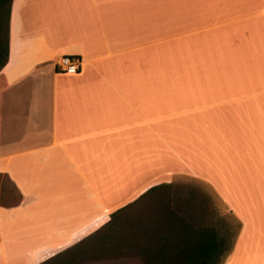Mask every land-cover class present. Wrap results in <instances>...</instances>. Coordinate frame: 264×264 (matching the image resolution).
Returning <instances> with one entry per match:
<instances>
[{
    "label": "crops",
    "instance_id": "obj_1",
    "mask_svg": "<svg viewBox=\"0 0 264 264\" xmlns=\"http://www.w3.org/2000/svg\"><path fill=\"white\" fill-rule=\"evenodd\" d=\"M0 174L20 194L0 264L43 262L177 176L241 222L222 264H264V0H11Z\"/></svg>",
    "mask_w": 264,
    "mask_h": 264
},
{
    "label": "trees",
    "instance_id": "obj_2",
    "mask_svg": "<svg viewBox=\"0 0 264 264\" xmlns=\"http://www.w3.org/2000/svg\"><path fill=\"white\" fill-rule=\"evenodd\" d=\"M6 3L7 9L3 10L6 35L0 34V70L8 57L7 21L11 2L0 0V11ZM171 187L166 183L150 187L111 212L108 221L91 234L38 264H75L86 250L105 249L115 236L111 231L120 226L122 220L135 219L136 215L135 224H139L131 227L128 234H120L119 241L124 239L138 247L147 264H222L233 248L241 222L229 208L233 222L219 217L211 195L205 190L197 187L171 190ZM10 199L13 201L10 203L18 202L14 201L15 196ZM139 206L141 210L131 215ZM113 242L117 244L116 240Z\"/></svg>",
    "mask_w": 264,
    "mask_h": 264
},
{
    "label": "rangeland",
    "instance_id": "obj_3",
    "mask_svg": "<svg viewBox=\"0 0 264 264\" xmlns=\"http://www.w3.org/2000/svg\"><path fill=\"white\" fill-rule=\"evenodd\" d=\"M7 6L8 4L6 3L2 11H0V34L3 37H5L6 35V27H5L6 24L4 23L5 15L3 13V10H5V8L7 9ZM174 183L175 184H173L174 186L171 187V190L175 188L180 190H187L191 187L194 189L195 187H197L202 190H205L206 192H208L209 195H211L213 204L218 209V216L224 218V220L226 221H231V222L234 221V218L230 215L228 211L227 205H225V203L222 201L219 195L212 189V187L207 182L195 177L177 176ZM12 196L13 197L15 196L14 199L15 202L18 201L19 195L17 190H15L14 188L12 189V191L8 189L6 177L1 176L0 202L6 204L8 202H13L12 200L8 199L9 197ZM137 210L138 211L141 210V206L133 210V212H131V215L136 214ZM136 219H138L137 215L135 219L126 218L122 220L121 225L116 227L115 230L113 229V231H111L112 236L113 234L115 236L112 237L111 239L112 241L109 240L110 242H107V244L105 245L106 247L105 249H102L101 251H99L100 249L99 250L95 249L93 252L90 250H86L85 252H83L84 254L81 257H78L77 262L75 264H147L138 247L129 244V242H126V240L124 239L122 241H119L122 239V237L119 236L120 234L123 233L128 234L130 232L131 227H135L137 224H139L138 222H136L135 224ZM113 240H116L117 244L113 242ZM96 244H99V241H97ZM87 246L89 247L90 245L87 244Z\"/></svg>",
    "mask_w": 264,
    "mask_h": 264
},
{
    "label": "built area",
    "instance_id": "obj_4",
    "mask_svg": "<svg viewBox=\"0 0 264 264\" xmlns=\"http://www.w3.org/2000/svg\"><path fill=\"white\" fill-rule=\"evenodd\" d=\"M56 66L60 71L76 73L80 69V60L75 56L64 55L56 61Z\"/></svg>",
    "mask_w": 264,
    "mask_h": 264
}]
</instances>
